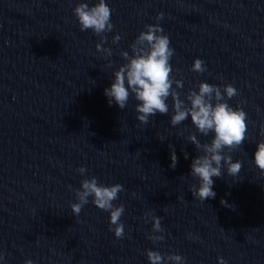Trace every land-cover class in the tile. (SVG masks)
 I'll use <instances>...</instances> for the list:
<instances>
[{
    "label": "water",
    "instance_id": "1",
    "mask_svg": "<svg viewBox=\"0 0 264 264\" xmlns=\"http://www.w3.org/2000/svg\"><path fill=\"white\" fill-rule=\"evenodd\" d=\"M80 0H0V253L5 264H149L147 249L178 253L186 264H264V175L251 162L264 127V0H108L114 27L100 36L80 31L72 9ZM94 3L95 0H88ZM158 12L164 17L157 21ZM159 23L175 50L172 75L183 99L201 81L233 84L228 100L247 113V138L232 150L238 177H214L216 196H192L189 174L201 154L187 140L190 118L171 126L170 111L147 124L109 106L104 88L125 63L145 24ZM121 39L113 44L112 37ZM206 65L191 71L194 58ZM111 67H107L108 61ZM201 142L211 138L197 133ZM162 138V139H161ZM171 145L175 168L169 167ZM225 151H227L225 149ZM185 153L188 158L185 159ZM83 166L82 176L77 169ZM121 183L125 234L116 238L109 214L91 203L70 204L81 180ZM232 207H225L221 200ZM161 217L162 241H152ZM147 220V222H145Z\"/></svg>",
    "mask_w": 264,
    "mask_h": 264
},
{
    "label": "clouds",
    "instance_id": "2",
    "mask_svg": "<svg viewBox=\"0 0 264 264\" xmlns=\"http://www.w3.org/2000/svg\"><path fill=\"white\" fill-rule=\"evenodd\" d=\"M78 22L80 31L91 30L100 36V42L95 48L105 58L113 54L110 47H103L105 33L112 31L114 25L111 22L112 9L108 0H95L89 3L88 0H80L72 9ZM164 12H158L155 19L160 21ZM121 39L119 34L112 37L115 44ZM129 51H121L119 54L126 61L119 65L112 73V80L109 86L104 88V96L109 106L115 104L120 109H125L130 96L137 103L135 104L136 119L147 124L149 118L159 114H167L170 111L168 98L171 97L170 125L177 126L190 118L195 131L190 132L187 140L201 153L192 158L189 174L197 178L198 184L191 186L192 196L201 202L212 199L216 196L214 191V177H220L224 172L230 177H238L242 162L239 159L233 160L229 153L240 147L247 138V113L243 108L233 107L228 100L235 96L238 89L231 83L225 85L210 84L201 81L197 89H189L184 98L177 89L183 88V77L176 79L173 75V66L170 63L174 49L170 46V38L164 33L159 23L145 24L135 40L129 46ZM109 60L107 67H111ZM206 65L199 57L194 58L191 71L203 73ZM197 133L211 138L207 142H201ZM264 136V127L260 130ZM162 139V138H161ZM170 153L171 163L169 167L175 168L177 156L174 148ZM225 149L227 151H225ZM188 154L185 153V159ZM251 162L264 175V139H260L255 145ZM77 171L83 176L85 167L80 166ZM124 190L121 183L104 184L99 183L95 176L81 180L80 187L75 189L76 201L70 204L73 215H79L84 205L91 203L109 214L110 230L116 238L125 234V226L121 220L125 207L123 203L114 204L118 199V193ZM225 207H232L227 201L221 200ZM152 222L151 232L148 237L152 241H162L163 229L161 217L151 213H145ZM147 222V220L145 221ZM147 260L149 264H186L185 258L178 253L162 254L158 250L147 249ZM218 264H227L223 257L217 258ZM0 264H5V257L0 253ZM24 264H34L33 260L27 259Z\"/></svg>",
    "mask_w": 264,
    "mask_h": 264
}]
</instances>
